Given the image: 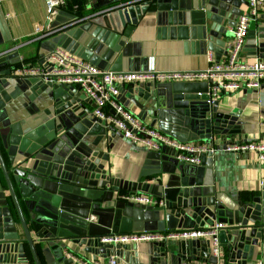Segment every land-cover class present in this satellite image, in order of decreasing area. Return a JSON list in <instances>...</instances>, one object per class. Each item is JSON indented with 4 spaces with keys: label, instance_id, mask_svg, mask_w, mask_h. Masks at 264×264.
Wrapping results in <instances>:
<instances>
[{
    "label": "crops",
    "instance_id": "crops-1",
    "mask_svg": "<svg viewBox=\"0 0 264 264\" xmlns=\"http://www.w3.org/2000/svg\"><path fill=\"white\" fill-rule=\"evenodd\" d=\"M64 1V6L49 20L44 0H0V50H13L12 52L18 53L22 64L25 62L41 69H45L47 55L58 47L103 71L204 72L209 66L208 54L216 62L223 61L227 56L235 21L239 14L247 11L246 0H165L158 7L156 2L160 0H151L156 3L155 7H151L136 26H127L118 35L90 22L88 17L95 13L92 8L97 4L96 0ZM101 1L106 3L109 0ZM239 60L245 63L264 61V5L257 18L249 24ZM34 80L25 81L33 83ZM27 83L24 82L21 86L11 83L0 94V151L10 173L21 212L31 230L30 222L35 215L39 217L35 209L41 213L48 212V208L30 205L29 201L34 200L33 197L37 194L35 188H52L43 183V180L32 176L27 181L35 188L26 182L15 185L11 171L16 165L30 169L36 160V154L32 153L36 151V147L41 145L45 148L51 145L46 139L50 138L54 115L50 97L46 94L48 89H38L33 83L25 90ZM146 84L147 82L134 84L133 98L128 93L132 89L130 84L118 85L119 102L135 117L140 112L132 99L141 103L136 92L147 88ZM152 86L151 83L150 92L153 95ZM85 106L93 112L88 103ZM216 112L238 113V139L241 143H264V83L258 91H238L221 95L217 101ZM143 123L149 125L150 120L145 119ZM99 126L103 127L101 124ZM100 127L84 138V142L91 145L96 141L93 151L102 154L101 162L108 174L113 179L124 182L140 180L151 185L150 194L137 193L163 200L164 203L167 200L174 201L179 191L189 187L196 194L213 199L223 209L234 211L236 203L248 199L264 183V163L257 160L256 154L218 151L206 144L214 149L211 159L205 154L198 167L180 165L176 163L174 156L171 158L159 154L161 151L145 150L124 139L113 128H107V132L100 135ZM38 157L45 156L38 154ZM41 160L40 158L38 165L36 164L37 170H41L40 166L44 163ZM121 192L124 191L98 186L85 190L73 189L71 193L63 192L58 226L65 233L64 237L81 233L79 226L89 221H94V228L99 232L110 231L117 221V234L123 235L178 229V219L171 214V209L161 210L160 207L142 209L124 203L115 219ZM7 196L6 183L0 179L2 217L11 222L10 231L23 239L17 214L13 211L11 213L7 206ZM31 234L33 235L32 230ZM35 240L41 239L35 236ZM177 242H163L174 255L165 264H182L188 261L210 264L199 258L198 251L196 259L186 260V256L177 254ZM64 243L69 250L55 248L56 242L53 241L48 244L40 241L36 247L40 264H76L68 255L77 259H97L103 262L109 258L87 254L70 241L64 240ZM152 244L154 243L139 241L124 246L140 263L148 264ZM25 254V264H34L27 245ZM114 257L117 258V264H129L124 257ZM250 264H264V247L260 253L254 254Z\"/></svg>",
    "mask_w": 264,
    "mask_h": 264
},
{
    "label": "water",
    "instance_id": "water-1",
    "mask_svg": "<svg viewBox=\"0 0 264 264\" xmlns=\"http://www.w3.org/2000/svg\"><path fill=\"white\" fill-rule=\"evenodd\" d=\"M96 1L97 4H94L92 8L95 13L88 17L90 22L113 34L121 35L127 26H136L151 7H155L156 3V7H158L165 0L156 3L153 2L154 0H139L133 4H124L126 6L122 3L128 0H109L106 3L101 0ZM12 51L0 50V94L4 93L11 83L18 86L24 82L27 83L16 74L22 61L18 53ZM34 81L33 83L38 89L43 87L48 89L46 94L50 97L54 119L50 138L46 140L51 142V145L45 148H42L41 145L36 147V151L32 152L36 154V160L30 169H23L20 165H16L13 167L11 175L15 185L28 183L29 176L37 177L43 180V183H47L52 188L51 190H48L47 186H44V191L28 184L37 190L36 196L33 197L34 200L29 201L30 205L48 208V212L41 213L35 209V213L38 212L39 217L35 215L29 224L32 235L21 212L10 173L5 167L0 151V171L24 236L23 239H19L15 232L10 231L12 224L2 217L0 209V264H25L27 261L25 245L30 251L33 263L40 264L37 244L40 241L45 244L53 241L56 242L55 248L69 250L64 240L70 241L82 248L85 253L98 258L115 255L124 257L129 264H142L126 250L124 245L114 247L99 245L100 237L119 233L115 225L117 221L110 231L102 232L94 228V221H89V223L79 226L81 233L64 237L65 233L58 226L61 220L58 212L63 201V192L71 193L73 189L85 190L98 186L101 188L111 187L113 190L129 194L137 192L150 194L152 187L140 180L124 182L113 179L103 167L102 154L93 151L96 141L91 145L85 144L84 138L100 127V123L85 106V103H88L94 109V104H91V101L79 88L45 84L38 79ZM33 83L28 82L25 90L29 84ZM152 84L153 95L150 92L151 83H147V88L136 92L141 103H136L132 99L140 112L137 118L142 122L145 119L150 120L148 125L150 128H154L180 143L201 142L205 145L209 144L218 151H224L226 147L235 145L236 142L237 144L242 142L238 139V113H219L216 112L217 104L209 106L205 103V93L210 82ZM130 85L132 89L128 93L133 98L134 84ZM102 126L100 135L111 129ZM160 151L159 154L173 158L172 149L164 146ZM38 154L45 156L40 157L44 162L40 166L41 170L36 169L38 160H40ZM206 155L211 159V153ZM123 204L119 201L115 219L119 216ZM236 205L234 211L225 210L213 199L202 197L189 187L179 191L174 201L167 200L160 209H171V214L178 219V229L176 230L210 227L214 223L225 225V229L219 232L222 250L218 260L210 257L209 241L207 240H180L175 247L177 254L186 256V260H194L198 251L199 258L210 262V264H250L254 254L260 253L264 247V183L248 199L238 202ZM134 206L138 207L139 205ZM185 225L190 226L185 227ZM173 230L175 229L169 231ZM35 236L41 240H35ZM152 245L148 264H165L168 259L174 256L165 243ZM197 246L200 248L198 249Z\"/></svg>",
    "mask_w": 264,
    "mask_h": 264
},
{
    "label": "built area",
    "instance_id": "built-area-1",
    "mask_svg": "<svg viewBox=\"0 0 264 264\" xmlns=\"http://www.w3.org/2000/svg\"><path fill=\"white\" fill-rule=\"evenodd\" d=\"M49 20L57 14L59 8L65 4L64 0H44ZM139 0L128 1L124 4H133ZM147 1V0H140ZM247 11L238 15L232 29V43L228 47V54L223 61H214L211 54L207 55L208 68L204 72L179 73H117L103 71L89 62L71 55L62 48H55L46 57L45 69L34 66L21 65L16 74L20 79H38L51 85L73 86L79 88L85 97L93 102V116L106 128L118 131L124 139L139 145L148 151L159 152L162 147L172 149L177 164L200 166L202 157L212 153L213 148L194 142L180 143L175 139L150 128L139 118L129 112L120 102L119 84L138 83H172V82H210L205 93V103L209 106L217 104L221 95L238 91H258L264 83V61L254 60L245 63L239 60L244 46L251 21L257 18L264 0H246ZM126 6V5H124ZM38 32V31H37ZM201 96V95H200ZM231 153L256 154L257 160L264 163V143L249 142L226 147L224 150ZM118 200L123 203L139 205L144 208L164 206L163 200L155 199L145 194H129L121 192ZM225 225L214 223L210 227L175 230L166 232H142L138 234H109L99 238L101 247H114L139 241L147 243H163L167 241L207 240L209 241L210 256L219 259L221 245L219 232ZM76 264H117V258L109 257L105 262L100 260H82L72 255ZM182 264H206L204 262H184Z\"/></svg>",
    "mask_w": 264,
    "mask_h": 264
},
{
    "label": "trees",
    "instance_id": "trees-1",
    "mask_svg": "<svg viewBox=\"0 0 264 264\" xmlns=\"http://www.w3.org/2000/svg\"><path fill=\"white\" fill-rule=\"evenodd\" d=\"M23 64H25V62H23ZM0 179H1V181L4 183V180H3V177H2L1 171H0ZM4 185H5V184H4ZM7 206H8V208H9V211H11V213H12V211H13V213L16 214V212H15V210H14L13 203H12V201H11V199H10L9 196H7Z\"/></svg>",
    "mask_w": 264,
    "mask_h": 264
},
{
    "label": "rangeland",
    "instance_id": "rangeland-1",
    "mask_svg": "<svg viewBox=\"0 0 264 264\" xmlns=\"http://www.w3.org/2000/svg\"><path fill=\"white\" fill-rule=\"evenodd\" d=\"M26 64V63H25ZM23 65V64H22ZM26 67H31L30 65L26 64Z\"/></svg>",
    "mask_w": 264,
    "mask_h": 264
}]
</instances>
